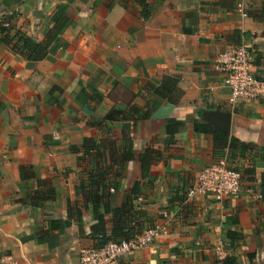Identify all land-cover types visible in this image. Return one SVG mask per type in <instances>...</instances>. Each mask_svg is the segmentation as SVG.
I'll use <instances>...</instances> for the list:
<instances>
[{
  "label": "crops",
  "instance_id": "1",
  "mask_svg": "<svg viewBox=\"0 0 264 264\" xmlns=\"http://www.w3.org/2000/svg\"><path fill=\"white\" fill-rule=\"evenodd\" d=\"M121 1L0 0V21L38 42L62 29L39 61L0 40V264H79L80 251L96 243L92 204L77 188L97 159L82 145L107 137L120 153L131 143L133 153L114 167L119 188L110 208L138 182L142 223L174 215L167 233L116 264H223L231 254L239 264H264V102H230L211 66L245 42L254 75L264 79V0H146V18L136 2ZM162 76L178 78L176 103L159 95ZM112 110L127 119L108 120ZM209 110L231 113L233 142L223 150L214 149L210 132L195 129V122L212 126L203 119ZM170 118L181 123L171 143ZM147 147L160 156L144 178L139 156ZM221 151L242 175L238 195L187 199L198 172ZM21 165L33 166L40 183L21 178ZM104 218L110 228L112 213Z\"/></svg>",
  "mask_w": 264,
  "mask_h": 264
},
{
  "label": "trees",
  "instance_id": "2",
  "mask_svg": "<svg viewBox=\"0 0 264 264\" xmlns=\"http://www.w3.org/2000/svg\"><path fill=\"white\" fill-rule=\"evenodd\" d=\"M138 4L140 14L146 18L150 14V7L146 0H132ZM121 3L127 7L123 1ZM5 23H7L5 25ZM62 32V29H56L49 37L42 42H38L35 38L28 35L24 31L15 28L8 20L0 21V40L9 50L22 57L27 61H39L46 58L53 51L52 44L57 39V35ZM178 78L176 76H162L158 88V93L161 97H166L172 103H176L181 95V90L177 86ZM264 102V98H261ZM108 120L127 119V115H121L120 112L114 110L107 114ZM181 123L175 119H167L165 131L167 133V141L173 142V136L180 129ZM195 129L200 131H208L213 136L214 149L223 150L233 142L228 134L221 130L215 129L208 124L195 122ZM130 143V142H129ZM83 153L89 154L94 151L96 163L92 164L91 169L87 172L85 179L87 184L81 182L77 191L81 193L84 202H90L96 223L91 226V234L96 243L92 247H98L107 242H120L129 240L140 234L144 229L154 225L146 226L141 222V218L145 213L138 211L135 201L138 199L139 190L138 182L134 184L130 192L125 196L123 202L114 208H110V203L114 198V194L119 188V181L116 180L114 167L119 169L133 159L131 143L124 146V153L119 152L117 142L112 138L101 139L96 141L91 138H85L83 141ZM120 154H122L120 156ZM160 156V152L154 148L147 147L139 156L141 164L142 176L145 178L149 175V170L152 162ZM219 157H226L229 161L227 153L221 151ZM230 163V161H229ZM231 164V163H230ZM232 166V165H231ZM233 167V166H232ZM235 170V167H233ZM239 171V170H238ZM240 172V171H239ZM21 178H35L38 183L40 180L33 166H20ZM36 194V193H35ZM32 200L35 205L40 204V200L32 194ZM72 212L73 208L69 206ZM110 211L112 213V225L110 228L106 225L104 213ZM79 224H81L80 211H76ZM223 264H239L236 254L226 256L222 260Z\"/></svg>",
  "mask_w": 264,
  "mask_h": 264
},
{
  "label": "built area",
  "instance_id": "3",
  "mask_svg": "<svg viewBox=\"0 0 264 264\" xmlns=\"http://www.w3.org/2000/svg\"><path fill=\"white\" fill-rule=\"evenodd\" d=\"M237 10L241 16H247L243 2L237 4ZM211 66L218 75L219 82L229 88L230 102L264 97V79L254 75L251 50L245 42L219 53ZM241 177V173L231 166L226 157H219L198 172L195 183L187 191V199L198 194L216 201L236 197L240 190ZM161 215V222L144 229L132 239L83 248L79 254V264H116L127 254L149 246L157 236L167 233L172 226L174 215L167 211H163ZM1 264L17 263L2 259Z\"/></svg>",
  "mask_w": 264,
  "mask_h": 264
},
{
  "label": "water",
  "instance_id": "4",
  "mask_svg": "<svg viewBox=\"0 0 264 264\" xmlns=\"http://www.w3.org/2000/svg\"><path fill=\"white\" fill-rule=\"evenodd\" d=\"M203 119L215 128L228 133L230 126L231 113L217 110L203 112Z\"/></svg>",
  "mask_w": 264,
  "mask_h": 264
}]
</instances>
